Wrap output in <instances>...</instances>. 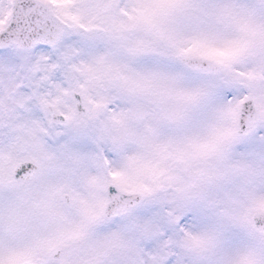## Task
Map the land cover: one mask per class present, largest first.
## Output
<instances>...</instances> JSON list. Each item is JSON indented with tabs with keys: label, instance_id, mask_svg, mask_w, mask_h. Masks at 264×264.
Here are the masks:
<instances>
[{
	"label": "snow or ice",
	"instance_id": "1",
	"mask_svg": "<svg viewBox=\"0 0 264 264\" xmlns=\"http://www.w3.org/2000/svg\"><path fill=\"white\" fill-rule=\"evenodd\" d=\"M0 264H264V0H0Z\"/></svg>",
	"mask_w": 264,
	"mask_h": 264
}]
</instances>
